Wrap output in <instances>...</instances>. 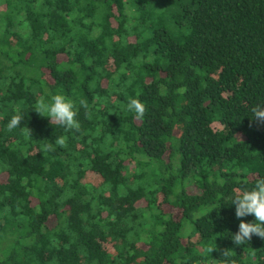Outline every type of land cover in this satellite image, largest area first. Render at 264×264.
I'll use <instances>...</instances> for the list:
<instances>
[{
    "label": "trees",
    "instance_id": "trees-1",
    "mask_svg": "<svg viewBox=\"0 0 264 264\" xmlns=\"http://www.w3.org/2000/svg\"><path fill=\"white\" fill-rule=\"evenodd\" d=\"M56 94L79 130L34 111ZM257 105L264 0H0V264H264L232 239Z\"/></svg>",
    "mask_w": 264,
    "mask_h": 264
},
{
    "label": "clouds",
    "instance_id": "clouds-1",
    "mask_svg": "<svg viewBox=\"0 0 264 264\" xmlns=\"http://www.w3.org/2000/svg\"><path fill=\"white\" fill-rule=\"evenodd\" d=\"M80 105L87 107L86 101L81 100ZM127 110L133 112L137 118H143L146 112L145 105L139 99H129ZM42 117L50 118V123L59 124L66 130H79L80 123L77 120L79 109L75 103L61 95L56 94L51 96V102L46 99L38 100L35 110ZM252 120L264 124V106L257 105L252 108ZM23 121L21 114L13 115L8 123V131L19 127ZM45 144V150H52L53 145L64 147L66 139L63 136L57 137L55 142ZM247 183V181H245ZM232 205H235V215L237 219L254 215L255 222H244L241 220L239 230L233 235L232 239L236 245H244L245 242L251 241L253 235L264 239V177H256L254 179V187L250 190H241L240 188L233 189L231 195ZM217 246L208 248L207 251L212 253ZM229 255L228 250H224L222 257ZM224 264H228L227 260ZM231 264H235L234 261Z\"/></svg>",
    "mask_w": 264,
    "mask_h": 264
},
{
    "label": "rangeland",
    "instance_id": "rangeland-1",
    "mask_svg": "<svg viewBox=\"0 0 264 264\" xmlns=\"http://www.w3.org/2000/svg\"><path fill=\"white\" fill-rule=\"evenodd\" d=\"M166 209H167V210H168V209H169V210H172V208H171V207H168V206H166ZM196 239H197V238H196ZM196 239H195V240H196Z\"/></svg>",
    "mask_w": 264,
    "mask_h": 264
}]
</instances>
